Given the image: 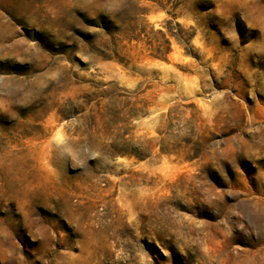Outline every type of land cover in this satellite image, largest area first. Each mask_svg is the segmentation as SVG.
<instances>
[{
	"label": "clouds",
	"instance_id": "9594fccd",
	"mask_svg": "<svg viewBox=\"0 0 264 264\" xmlns=\"http://www.w3.org/2000/svg\"><path fill=\"white\" fill-rule=\"evenodd\" d=\"M0 264H264V0H0Z\"/></svg>",
	"mask_w": 264,
	"mask_h": 264
},
{
	"label": "rangeland",
	"instance_id": "374dc122",
	"mask_svg": "<svg viewBox=\"0 0 264 264\" xmlns=\"http://www.w3.org/2000/svg\"><path fill=\"white\" fill-rule=\"evenodd\" d=\"M154 251H155L158 255H160V256L162 257V253H159V250H158V249H154Z\"/></svg>",
	"mask_w": 264,
	"mask_h": 264
}]
</instances>
